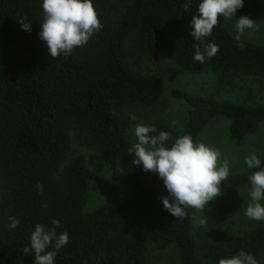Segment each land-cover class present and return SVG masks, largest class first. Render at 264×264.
<instances>
[{"label":"trees","instance_id":"1","mask_svg":"<svg viewBox=\"0 0 264 264\" xmlns=\"http://www.w3.org/2000/svg\"><path fill=\"white\" fill-rule=\"evenodd\" d=\"M199 0H93L103 25L89 42L69 56L52 58L38 33L41 0H0V264H35L24 251L37 223L66 231L70 241L55 264H150L149 249L171 248L175 264H218L239 250L264 264V225L241 235L207 242L201 257L191 234L196 209L184 218L164 210L162 180L134 165L127 133L128 113L159 103L164 85L143 74V60L170 56L178 68L196 76L211 71L220 89L252 79L264 91V46L237 40L218 16L212 36L219 51L204 63L192 59L190 21ZM264 13V0H245L238 17ZM30 23L31 31L21 24ZM189 108L185 126L175 131L162 123L157 131L194 141L217 118L229 122L231 140L242 143L264 124V102L243 105L173 90ZM75 135L89 151L116 163L126 175L120 199L84 212L94 180L82 156L70 158ZM264 161V153L260 156ZM252 169L230 174L222 192L202 211L212 227L242 209L241 190H250ZM39 185V187H38ZM20 219L8 229V217Z\"/></svg>","mask_w":264,"mask_h":264},{"label":"clouds","instance_id":"2","mask_svg":"<svg viewBox=\"0 0 264 264\" xmlns=\"http://www.w3.org/2000/svg\"><path fill=\"white\" fill-rule=\"evenodd\" d=\"M245 0H199L197 12L190 23L189 35L193 37L194 55L192 59L204 63L219 51V45L212 36L218 24V16L236 21V39L253 29L255 21L248 16L234 19L238 9L243 8ZM191 0H189V4ZM43 19L40 23L39 38L52 58L69 56L74 48L86 45L94 34L103 27L93 0H41ZM25 31H31L30 23L21 24ZM136 120L133 115L130 117ZM176 126V121L172 122ZM136 142L130 149L134 153V165H141L146 172L156 174L163 182L166 195H161L164 210L175 218H184L189 208L203 211L206 205L222 192L221 184L230 175V165L222 160V153L204 142L194 141L191 134L178 136L171 144V133L157 131L151 124H136ZM244 164L254 171L248 177L251 203L245 208V215L256 221L264 220V161L256 153L244 158ZM39 187V185H38ZM52 227L37 223L30 235V242L24 251L34 256L35 264H55L58 252L66 246L69 234L57 233L59 221L52 220ZM205 219L199 221L200 225ZM20 225L18 217H8V229ZM218 264H259L248 252L237 251L230 256L221 257Z\"/></svg>","mask_w":264,"mask_h":264},{"label":"rangeland","instance_id":"3","mask_svg":"<svg viewBox=\"0 0 264 264\" xmlns=\"http://www.w3.org/2000/svg\"><path fill=\"white\" fill-rule=\"evenodd\" d=\"M237 12L234 19H238ZM255 27L246 29L240 39L264 46V13L253 19ZM236 21L224 19L225 29L234 37L237 35ZM135 71L143 74L158 76L164 85V92L158 104L151 108H140L128 113L130 128L127 133L130 147L136 142L134 128L136 124L162 123L175 131H181L185 126L188 110L186 104L171 96L173 90H180L192 95L203 97H215L219 100H227L243 105H255L264 102L262 86L252 79L238 82L234 88L220 89L217 86L215 75L209 71L201 75L192 76L181 71L170 56L159 60H143L140 69ZM176 121V126L172 122ZM229 122L224 118L214 119L199 135L197 141L204 142L217 148L222 153V160H227L230 165V174L247 170L244 158L252 153L261 156L264 153V124L260 125L256 134L246 137L242 143H237L228 135ZM82 156L88 168L94 174V180L90 186L89 198L84 207L85 213H90L96 207L120 199L126 189V175L116 163H108L101 157L86 149L81 141L71 135L69 157ZM242 209L240 214L228 223L212 227L205 223L200 225L203 219L202 211L196 210V215L191 224V234L196 243L198 254L201 257L205 244L217 238L241 235L256 227L263 226L264 220L256 221L245 215L246 206L251 203L249 192L241 190ZM264 203V202H262ZM148 262L150 264H175L174 252L171 248L149 249Z\"/></svg>","mask_w":264,"mask_h":264}]
</instances>
